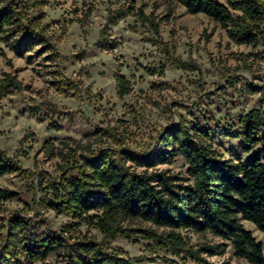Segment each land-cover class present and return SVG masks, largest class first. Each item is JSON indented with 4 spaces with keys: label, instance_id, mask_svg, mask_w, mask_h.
Returning a JSON list of instances; mask_svg holds the SVG:
<instances>
[{
    "label": "rangeland",
    "instance_id": "obj_1",
    "mask_svg": "<svg viewBox=\"0 0 264 264\" xmlns=\"http://www.w3.org/2000/svg\"><path fill=\"white\" fill-rule=\"evenodd\" d=\"M2 1L40 19L54 49L37 47L20 57L0 42V79L9 74L21 84L0 93V162L19 167L0 178V190L18 195L0 200V247L14 215L34 236L71 223L47 209L49 187L63 175L76 177L86 156L108 153L117 162L124 161L123 151L149 153L165 128L184 123L206 134L224 159L247 157L239 120L253 109L264 115V44L236 45L214 21L174 0H43L40 8L28 0ZM118 78L127 83L123 96ZM261 137L256 149L264 150V126ZM159 169L186 176L188 166L177 157ZM243 224L264 248V233ZM147 227L125 223L124 234L106 238L81 226L74 238L86 236L137 264H201L130 232ZM183 236L194 248L220 243L208 233ZM202 257L212 264H249L230 244L222 256ZM62 260L60 249L46 263Z\"/></svg>",
    "mask_w": 264,
    "mask_h": 264
},
{
    "label": "trees",
    "instance_id": "obj_2",
    "mask_svg": "<svg viewBox=\"0 0 264 264\" xmlns=\"http://www.w3.org/2000/svg\"><path fill=\"white\" fill-rule=\"evenodd\" d=\"M192 15L203 14L222 29L236 45L264 44L263 0H174ZM40 8L43 0H28ZM48 28L40 19L24 14L12 1L0 0V42L17 56L53 48ZM123 96L126 81L118 78ZM20 90L16 77L0 79V93ZM264 115L253 109L239 120V137L247 157L243 161L224 159L209 143L207 135L191 132L184 123L167 127L157 137L149 153L123 151L124 161H112L108 153L86 156L76 177L63 175L49 187L52 199L47 209L71 218L59 232L34 236L24 218L14 215L0 247V264H47L49 256L63 250L61 264H137L123 255L108 252L96 241L74 238L81 226L99 231L106 238L125 233L124 224L138 222L147 228L131 230L141 238L168 248L174 255L186 254L197 263L207 257L222 256L230 244L233 255L249 264H264L263 244L244 222L264 233V150L261 129ZM231 137L230 133H226ZM257 146H260L256 149ZM53 149L54 146L51 145ZM256 149V150H255ZM264 149V148H263ZM182 157L187 175L159 169ZM130 162L132 166H127ZM142 169L137 172L136 169ZM19 171L15 163L0 162V178ZM15 192L0 190V200L17 198ZM211 234L218 244L189 245L183 232ZM131 238L130 235H127ZM73 238V243L67 239ZM228 264V263H223Z\"/></svg>",
    "mask_w": 264,
    "mask_h": 264
}]
</instances>
